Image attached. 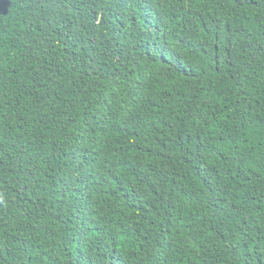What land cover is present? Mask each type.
Instances as JSON below:
<instances>
[{
	"label": "trees",
	"instance_id": "obj_1",
	"mask_svg": "<svg viewBox=\"0 0 264 264\" xmlns=\"http://www.w3.org/2000/svg\"><path fill=\"white\" fill-rule=\"evenodd\" d=\"M0 264H264V0H0Z\"/></svg>",
	"mask_w": 264,
	"mask_h": 264
}]
</instances>
